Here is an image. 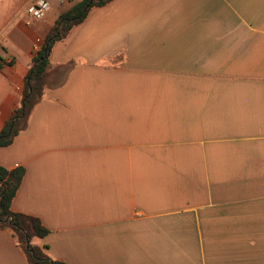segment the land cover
<instances>
[{
	"label": "crops",
	"instance_id": "0c3cea01",
	"mask_svg": "<svg viewBox=\"0 0 264 264\" xmlns=\"http://www.w3.org/2000/svg\"><path fill=\"white\" fill-rule=\"evenodd\" d=\"M0 0V131L32 57L81 0ZM12 210L67 264H264V0H112L55 42L43 97L0 146ZM0 264H30L0 228Z\"/></svg>",
	"mask_w": 264,
	"mask_h": 264
},
{
	"label": "trees",
	"instance_id": "16d2710c",
	"mask_svg": "<svg viewBox=\"0 0 264 264\" xmlns=\"http://www.w3.org/2000/svg\"><path fill=\"white\" fill-rule=\"evenodd\" d=\"M111 1L81 0L60 15L55 27L34 51L31 69L25 77L21 104L0 131V146H7L13 142L16 135L26 127L33 108L43 97L55 42L65 38L74 26L82 23L92 8L106 5ZM24 174L23 166L8 169L0 165V228H9L13 231L30 264H67L52 258L47 253V245L39 246L33 242L35 238H44L50 233L40 218L12 210V202Z\"/></svg>",
	"mask_w": 264,
	"mask_h": 264
},
{
	"label": "built area",
	"instance_id": "2783aa9c",
	"mask_svg": "<svg viewBox=\"0 0 264 264\" xmlns=\"http://www.w3.org/2000/svg\"><path fill=\"white\" fill-rule=\"evenodd\" d=\"M49 10L50 4L47 0H31L25 8V11L29 15L26 24H30L32 20L44 18Z\"/></svg>",
	"mask_w": 264,
	"mask_h": 264
}]
</instances>
